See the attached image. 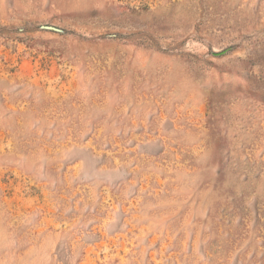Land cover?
I'll return each instance as SVG.
<instances>
[{
	"label": "rangeland",
	"instance_id": "1",
	"mask_svg": "<svg viewBox=\"0 0 264 264\" xmlns=\"http://www.w3.org/2000/svg\"><path fill=\"white\" fill-rule=\"evenodd\" d=\"M0 264H264V0H0Z\"/></svg>",
	"mask_w": 264,
	"mask_h": 264
}]
</instances>
